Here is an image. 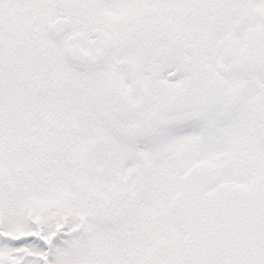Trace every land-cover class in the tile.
Here are the masks:
<instances>
[{
  "label": "snow or ice",
  "instance_id": "snow-or-ice-1",
  "mask_svg": "<svg viewBox=\"0 0 264 264\" xmlns=\"http://www.w3.org/2000/svg\"><path fill=\"white\" fill-rule=\"evenodd\" d=\"M0 264H264V0H0Z\"/></svg>",
  "mask_w": 264,
  "mask_h": 264
}]
</instances>
